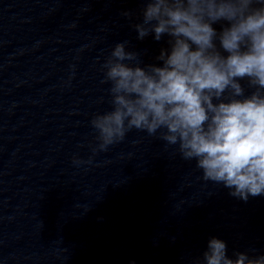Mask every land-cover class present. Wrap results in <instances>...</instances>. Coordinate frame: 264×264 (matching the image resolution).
<instances>
[{"label": "clouds", "instance_id": "obj_1", "mask_svg": "<svg viewBox=\"0 0 264 264\" xmlns=\"http://www.w3.org/2000/svg\"><path fill=\"white\" fill-rule=\"evenodd\" d=\"M221 20L230 26L217 33L212 25ZM135 30L138 39L167 34L170 51L157 57L162 67H140L126 63L137 60L126 42L115 45L104 65L112 109L91 121L99 149L132 129H163L161 139L178 145L183 159H195L205 181L222 182L245 201L264 194V0H147ZM245 77L256 90L236 99L244 94L238 78ZM226 90L228 102L221 99ZM235 255L212 238L204 264H264V255Z\"/></svg>", "mask_w": 264, "mask_h": 264}]
</instances>
